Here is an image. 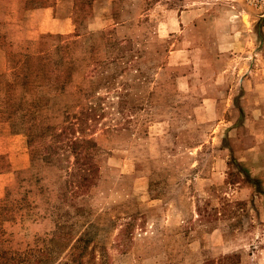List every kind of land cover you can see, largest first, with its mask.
<instances>
[{
  "label": "rangeland",
  "instance_id": "rangeland-1",
  "mask_svg": "<svg viewBox=\"0 0 264 264\" xmlns=\"http://www.w3.org/2000/svg\"><path fill=\"white\" fill-rule=\"evenodd\" d=\"M25 61L58 81L22 88ZM39 90L43 124L67 108L96 145L94 181L67 201L65 169L36 153L49 137L30 144L9 107ZM245 150L263 168L264 0H0L6 247L63 223L95 241L84 264H264V170Z\"/></svg>",
  "mask_w": 264,
  "mask_h": 264
},
{
  "label": "trees",
  "instance_id": "trees-1",
  "mask_svg": "<svg viewBox=\"0 0 264 264\" xmlns=\"http://www.w3.org/2000/svg\"><path fill=\"white\" fill-rule=\"evenodd\" d=\"M29 63L25 61L22 66H17L27 71L18 74V84L22 88H26L28 91L31 89L38 90L42 86H50L58 81V75L52 77L39 74V70L37 72L29 70L30 73H28ZM66 73L70 75L68 69ZM66 82V77H62V80L59 81L61 84L58 87V94L64 92V84ZM57 86L55 85L56 88ZM35 93L36 95L30 100L26 99V92L22 93L17 100H13L10 94L8 100L12 104L9 107L12 109V116H17L24 123L23 125H26L25 130L28 131L30 144L36 137H39V139L49 137L47 142L36 149V153H40V149H42L41 159L46 164L65 169L67 178L64 181L65 187L60 194V198L63 201H67L69 194L70 196L75 194V191L80 186L87 185L89 187L94 181L96 169L90 161L93 157L92 149H95L96 145L91 139L74 136V133L77 132L76 127L81 131L84 119L77 117V122L70 121V117L65 111L67 108L62 112V125L43 124V119L41 118L43 106L48 104L50 97L40 90L35 91ZM71 165H76L74 171L70 168ZM78 174H80V178L75 183V178ZM11 214L13 213L7 204L0 205L1 218L6 217L7 219ZM71 228V225L57 223L47 244L34 246L24 251L6 247L4 240L0 238V264H84L88 262L89 255L92 252L87 251L88 246L95 241L92 240L90 234H71Z\"/></svg>",
  "mask_w": 264,
  "mask_h": 264
},
{
  "label": "crops",
  "instance_id": "crops-1",
  "mask_svg": "<svg viewBox=\"0 0 264 264\" xmlns=\"http://www.w3.org/2000/svg\"><path fill=\"white\" fill-rule=\"evenodd\" d=\"M258 133L259 132L256 131V132H254V135H257ZM237 155L239 156L240 160H242L244 162H250L249 168H250V171H252L253 173H257V172H260L261 170H264V166H263V168H259L258 166H256L257 164H254V162L257 159V156L253 152H250L249 150H245V151L238 153Z\"/></svg>",
  "mask_w": 264,
  "mask_h": 264
}]
</instances>
